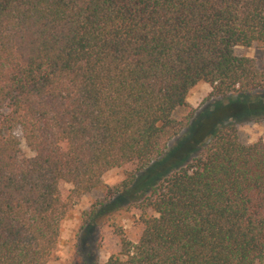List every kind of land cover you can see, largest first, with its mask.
I'll use <instances>...</instances> for the list:
<instances>
[{
	"label": "trees",
	"instance_id": "16d2710c",
	"mask_svg": "<svg viewBox=\"0 0 264 264\" xmlns=\"http://www.w3.org/2000/svg\"><path fill=\"white\" fill-rule=\"evenodd\" d=\"M239 46L264 54V0H0V264H48L67 211L126 166L81 229L157 177L104 264H264V136L235 126L264 118V58ZM200 82L227 103L176 118Z\"/></svg>",
	"mask_w": 264,
	"mask_h": 264
},
{
	"label": "rangeland",
	"instance_id": "374dc122",
	"mask_svg": "<svg viewBox=\"0 0 264 264\" xmlns=\"http://www.w3.org/2000/svg\"><path fill=\"white\" fill-rule=\"evenodd\" d=\"M234 54L251 57L259 66L264 58L262 49L258 47H235ZM210 91L209 84L203 82L192 87L186 98L187 106L178 108L174 116L181 118L193 111L191 122L197 117H199L197 120L200 121L199 115L209 112L214 104L227 103L225 99L210 98ZM235 126L237 136L244 144L254 143L264 136V118L258 122L241 123ZM16 135L20 138L18 131ZM173 146L175 143L171 145V147ZM20 150L23 156H32L23 140L20 141ZM130 168L131 166H126L106 172L103 176L104 186L91 194L81 196L76 204L67 211L59 223L57 247L48 264H104L108 255L119 249L118 233L133 242L137 240L140 233L138 220L141 212L133 206L127 208L130 201L128 198L141 192L150 181L157 177L158 168L156 167L139 174L129 196L115 197L93 224L81 229L83 211L89 210L102 201L106 192L105 186L118 184L124 177V170ZM70 188L71 186L67 183L59 184V190L63 197L67 195ZM147 215H150V212H147Z\"/></svg>",
	"mask_w": 264,
	"mask_h": 264
}]
</instances>
